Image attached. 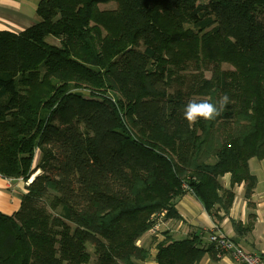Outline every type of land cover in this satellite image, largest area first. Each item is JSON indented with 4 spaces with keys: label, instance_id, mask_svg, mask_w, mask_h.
Segmentation results:
<instances>
[{
    "label": "trees",
    "instance_id": "trees-1",
    "mask_svg": "<svg viewBox=\"0 0 264 264\" xmlns=\"http://www.w3.org/2000/svg\"><path fill=\"white\" fill-rule=\"evenodd\" d=\"M37 15L0 31V176L41 171L19 210L0 212V264L144 263L152 247L137 242L181 220L188 193L216 228L158 231L155 261L223 255L211 237L236 186L252 206L249 161L264 159V0H40ZM99 27L117 43H101ZM192 66L211 78L187 82Z\"/></svg>",
    "mask_w": 264,
    "mask_h": 264
},
{
    "label": "crops",
    "instance_id": "crops-1",
    "mask_svg": "<svg viewBox=\"0 0 264 264\" xmlns=\"http://www.w3.org/2000/svg\"><path fill=\"white\" fill-rule=\"evenodd\" d=\"M34 0H0V31L20 33L31 27L36 22L31 19L32 4ZM40 0H37V6ZM251 173L257 178L256 188L251 198L252 206H248V200L244 197V185L234 188L235 199L230 209L229 216L218 226L219 233L224 235L237 247L246 253L264 255V159L253 158L249 161ZM13 181V183H12ZM224 188H230V175L222 178ZM14 186H11V183ZM15 180L5 179L0 176V212L12 215L17 212L21 205ZM181 215V220L170 223L175 227L173 237L182 240L192 237L194 234L202 235L216 228L214 219L206 212L202 204L192 194H185L176 205ZM222 214V213H221ZM231 221L241 224V232L238 234ZM250 229L245 231L247 226ZM170 232H172L170 230ZM159 240H162L160 237ZM204 244L208 243L207 236L203 237ZM144 242V240H143ZM156 250L151 253V258L145 264H157L155 261ZM213 258L206 254L201 264H237L230 254L218 255Z\"/></svg>",
    "mask_w": 264,
    "mask_h": 264
},
{
    "label": "rangeland",
    "instance_id": "rangeland-1",
    "mask_svg": "<svg viewBox=\"0 0 264 264\" xmlns=\"http://www.w3.org/2000/svg\"><path fill=\"white\" fill-rule=\"evenodd\" d=\"M207 2H209V0H201V3H207ZM115 3H110V4H107V5H101L100 6V9L101 10H112V9H115ZM32 15L30 16L31 17V19L32 20H34V21H32V22H36L37 20H38V15H37V0H34L33 1V4H32ZM99 31H98V34H99V37H100V41H101V43H104V45L105 44H107L108 43V45L109 44H111V43H117L116 42V40H115V38L112 36V34L110 33V32H108L107 30H106V28H102V27H99ZM50 41V43H52V44H58V41L57 40H55V39H52V38H50L49 39ZM113 55H115V54H113ZM112 55V56H113ZM223 68L224 69H228V70H234V68L232 67V66H230V65H223ZM207 69V68H206ZM195 72V68H194V66H192V67H189V69H188V71L186 72V73H188V75H191L192 73H194ZM211 74H212V72L211 71H207V70H205V71H203V76L202 75H199V74H196V75H191L189 78H187V82H189V83H191L192 81H193V77H195L197 80H200L201 78H203V77H205V78H207V79H210L211 78ZM178 84V83H177ZM177 84L174 86V88L173 89H177V88H179L178 86H177ZM172 89V88H171ZM172 89V90H173ZM186 92H188L189 91V88H186V90H185ZM208 98H206V100H207ZM190 100L191 101H194V102H196V101H198V100H200L199 98H197V97H191V98H189L188 99V102H190ZM234 126L236 127V124H234ZM229 128H231V127H233L232 125H230V126H228ZM40 156H41V153H40V151L38 150L37 152H36V155L34 156V159H33V165H34V167H36L37 166V164H39V162H40ZM36 173H38V175L37 176H39L40 174H41V171H37ZM35 173V174H36ZM37 176L35 177V178H37ZM34 178V179H35ZM31 179H32V177L27 181V182H24L23 180H22V178L21 179H17V180H15L16 182H14L15 184H17V186H18V191L20 192V191H22V190H25L24 191V193H26L27 192V190H26V187L27 186H29L30 184H31ZM11 183V182H10ZM12 183H13V181H12ZM10 184L11 186H14V184ZM23 193L22 192H20V193H18V195L19 196H21ZM49 202H50V200L49 199H45L43 202H40V205H43L49 212H51L52 214H54V215H57L56 213V211H53V209L52 208H50V206H49ZM173 221H165V222H163L162 221V223H159V222H157L156 224H155V226L153 227V229L152 230H150L148 233H146V235L141 239V240H139L138 242H137V245H143V246H145V247H152L151 248V253H153V250H155V240H157V239H160V236H159V234H158V231H163V232H165V231H167V232H170V230L172 231V232H170L173 236L174 235H176L174 232H173V229H176L175 227L173 228V227H171L170 226V223H172ZM160 233V232H159ZM143 240H144V242H143ZM151 243H154V245H152ZM225 253L224 254H230L231 256H232V254L230 253V252H226V251H224ZM223 254V255H224ZM223 255H218V257H222ZM232 258H233V256H232ZM233 260H234V258H233ZM148 261V260H147ZM235 261V260H234ZM236 262V261H235ZM237 263V262H236ZM140 264H145V263H140ZM238 264V263H237Z\"/></svg>",
    "mask_w": 264,
    "mask_h": 264
},
{
    "label": "built area",
    "instance_id": "built-area-1",
    "mask_svg": "<svg viewBox=\"0 0 264 264\" xmlns=\"http://www.w3.org/2000/svg\"><path fill=\"white\" fill-rule=\"evenodd\" d=\"M220 235V234H219ZM212 242L218 243V249H222L223 251L230 252L234 258V260L238 264H264V255H254L246 253L241 248L237 247L228 239H224L223 235L220 236H212Z\"/></svg>",
    "mask_w": 264,
    "mask_h": 264
},
{
    "label": "bare ground",
    "instance_id": "bare-ground-1",
    "mask_svg": "<svg viewBox=\"0 0 264 264\" xmlns=\"http://www.w3.org/2000/svg\"><path fill=\"white\" fill-rule=\"evenodd\" d=\"M37 175H38V173L34 174V175L32 176L31 181H33V178L36 177Z\"/></svg>",
    "mask_w": 264,
    "mask_h": 264
},
{
    "label": "water",
    "instance_id": "water-1",
    "mask_svg": "<svg viewBox=\"0 0 264 264\" xmlns=\"http://www.w3.org/2000/svg\"><path fill=\"white\" fill-rule=\"evenodd\" d=\"M34 178H35V177H34ZM34 178H33V181L35 180ZM33 181H30V182L32 183Z\"/></svg>",
    "mask_w": 264,
    "mask_h": 264
}]
</instances>
